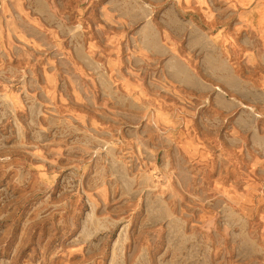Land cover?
Returning a JSON list of instances; mask_svg holds the SVG:
<instances>
[{
    "label": "rangeland",
    "instance_id": "374dc122",
    "mask_svg": "<svg viewBox=\"0 0 264 264\" xmlns=\"http://www.w3.org/2000/svg\"><path fill=\"white\" fill-rule=\"evenodd\" d=\"M0 264H264V0H0Z\"/></svg>",
    "mask_w": 264,
    "mask_h": 264
}]
</instances>
